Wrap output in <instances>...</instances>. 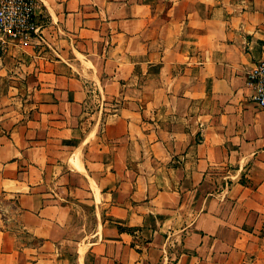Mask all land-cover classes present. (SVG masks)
Instances as JSON below:
<instances>
[{
	"label": "crops",
	"instance_id": "1",
	"mask_svg": "<svg viewBox=\"0 0 264 264\" xmlns=\"http://www.w3.org/2000/svg\"><path fill=\"white\" fill-rule=\"evenodd\" d=\"M36 16L42 39L0 44V264H243L264 219V0Z\"/></svg>",
	"mask_w": 264,
	"mask_h": 264
},
{
	"label": "built area",
	"instance_id": "2",
	"mask_svg": "<svg viewBox=\"0 0 264 264\" xmlns=\"http://www.w3.org/2000/svg\"><path fill=\"white\" fill-rule=\"evenodd\" d=\"M36 7L37 0H0V44L43 38ZM247 85L254 91L252 101L264 108V60L248 72Z\"/></svg>",
	"mask_w": 264,
	"mask_h": 264
},
{
	"label": "rangeland",
	"instance_id": "3",
	"mask_svg": "<svg viewBox=\"0 0 264 264\" xmlns=\"http://www.w3.org/2000/svg\"><path fill=\"white\" fill-rule=\"evenodd\" d=\"M250 249L246 252L243 264H264V219L261 223L260 229L255 233L252 238ZM169 257V255H166ZM170 263V260H168Z\"/></svg>",
	"mask_w": 264,
	"mask_h": 264
}]
</instances>
